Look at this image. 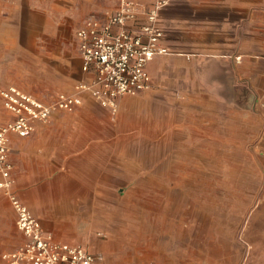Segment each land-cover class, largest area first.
Masks as SVG:
<instances>
[{
  "label": "crops",
  "instance_id": "crops-1",
  "mask_svg": "<svg viewBox=\"0 0 264 264\" xmlns=\"http://www.w3.org/2000/svg\"><path fill=\"white\" fill-rule=\"evenodd\" d=\"M121 1L0 0V62L27 64L37 63L41 58L44 62L54 58L57 69H61L63 75L50 76L48 83H42L44 87L39 82L26 87L16 82H0V85L13 84L48 101L58 92H74L75 85L80 81H90L92 73H85L81 68L76 30L88 16L106 19L118 9ZM134 1L144 8H149L154 2ZM159 20L165 30L163 43L170 53L157 55L148 63L152 87L134 96L149 92L160 95L167 93L163 88L166 81L164 76L168 69H174L179 76L189 77L195 86L191 96L181 95V101H177L181 108V140L184 135L190 134L183 128V114L192 112L193 115L200 113L197 118H201L205 129L201 135L192 133L193 141L198 138L205 144L213 145H231L233 142L260 144L256 125L247 128L251 133L246 137L233 135V130L238 132L237 129L245 128L233 126L232 117L233 113L243 111L247 102L249 108L252 107L256 97L260 98V106H264V0H190L172 3L160 11ZM143 21L144 15L140 14L138 24ZM133 25L134 22H128L129 27ZM74 66L78 70L77 76H70ZM61 85L59 89L52 90ZM129 96L133 95L120 98L119 112L113 117L108 109L84 94L83 103L74 111L58 110L47 122H37L33 135L26 138L10 135L13 191L55 239L90 251L77 243V238L63 239L56 235L57 219L65 217L68 212L60 206L51 205V194L98 192L103 190L107 176L115 180L117 174L105 175L97 163L105 159V153H117L119 147L114 146L119 145L120 139L106 138L102 126L105 124L109 127L110 121H118L124 99ZM0 105L1 126L13 120L15 115L4 107L1 98ZM63 168L69 170L57 172V169ZM113 180L106 182L107 189L112 190ZM77 206L72 203L68 207V214L73 215ZM59 209L61 211L57 212ZM24 239L17 227L16 212L9 198L1 196L0 264H8L3 255L15 250ZM99 254L104 257L102 252ZM101 264H106L105 257Z\"/></svg>",
  "mask_w": 264,
  "mask_h": 264
},
{
  "label": "rangeland",
  "instance_id": "rangeland-1",
  "mask_svg": "<svg viewBox=\"0 0 264 264\" xmlns=\"http://www.w3.org/2000/svg\"><path fill=\"white\" fill-rule=\"evenodd\" d=\"M55 61H2L0 82L43 85L50 76H63ZM71 72L70 76H77V67ZM164 78L167 93L129 96L117 122L105 118L109 127L102 126L104 136L119 137V145L114 146L119 150L105 153L97 166L105 175L117 174L115 180L105 176L104 188L98 192L51 194V205L68 213L72 203L78 205L73 215L57 219L56 235L77 238L93 253L102 252L106 264H264V106L260 98L250 108L247 102L232 117L233 126L245 128L233 130V135L246 137L251 133L247 128L256 125L260 144L193 141L192 133L201 135L205 129L197 118L200 113L192 112L183 114V128L190 134L182 141L177 101L181 95L191 96L195 86L174 69H168ZM63 170L69 169L57 172ZM110 179L112 190L106 186Z\"/></svg>",
  "mask_w": 264,
  "mask_h": 264
},
{
  "label": "built area",
  "instance_id": "built-area-1",
  "mask_svg": "<svg viewBox=\"0 0 264 264\" xmlns=\"http://www.w3.org/2000/svg\"><path fill=\"white\" fill-rule=\"evenodd\" d=\"M187 1L190 0H154L149 8H144L137 1L122 0L118 9L104 20L88 16L76 30L75 37L81 52L82 71L92 73V79L78 82L74 92H58L46 101L16 85H0L2 103L15 115L13 120L0 126V197L9 198L16 212L17 227L25 237L20 246L3 255L8 264L103 262L101 254L55 239L13 191L10 135L22 138L33 135L37 122H47L58 110L74 111L83 103L84 94L115 117L121 97L151 89L148 63L157 55L170 53L163 43L165 30L159 20L160 11L172 3ZM140 14L144 15V21L138 24ZM128 22L135 25L129 27Z\"/></svg>",
  "mask_w": 264,
  "mask_h": 264
}]
</instances>
